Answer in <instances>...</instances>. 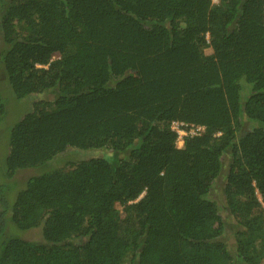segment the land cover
<instances>
[{
    "label": "trees",
    "instance_id": "16d2710c",
    "mask_svg": "<svg viewBox=\"0 0 264 264\" xmlns=\"http://www.w3.org/2000/svg\"><path fill=\"white\" fill-rule=\"evenodd\" d=\"M2 123L0 264H264V0H0ZM67 149L123 155L10 181Z\"/></svg>",
    "mask_w": 264,
    "mask_h": 264
},
{
    "label": "rangeland",
    "instance_id": "374dc122",
    "mask_svg": "<svg viewBox=\"0 0 264 264\" xmlns=\"http://www.w3.org/2000/svg\"><path fill=\"white\" fill-rule=\"evenodd\" d=\"M212 2L215 4L218 2V0H212ZM206 53H210L211 50L207 48L205 50ZM8 87L4 88L3 97L6 105V124H12L15 122L19 117L24 114L26 111L30 110L32 108V100H35L37 96L32 95V97L24 98L22 100L15 99L10 92L7 90ZM38 98V97H37ZM41 98H44L45 100H48L50 96H44L42 95ZM0 165L3 163V159L5 157V141L6 137L8 136V130L9 127H6L4 123L0 124ZM105 157L107 159L113 160L123 154L121 153H114L110 149H104L99 151H77L76 149H67L65 152L55 156L51 161L46 163V165L37 167V168H26L17 171L10 181H12L13 184L16 185L17 188H21L26 181V179L32 175L38 174L41 171L44 170L50 171L52 169H59L61 171H67L71 168L70 165L76 163L77 161L83 160V159H89L92 156ZM227 172V166L226 163H223L222 171L220 173V176L218 177L217 181L214 185V190L212 191V196L217 200L219 210L221 213V216L225 222L226 231L223 235H221L219 240L224 241L227 246L230 249V252L234 257L235 255V245L233 241V234L238 229L236 225L235 219L223 208V196H222V188L225 183V174ZM1 179V177H0ZM259 197V195L257 194ZM115 213L118 214L121 213L122 208L121 206L116 205L115 206ZM12 231L16 233L20 238L25 240H31V241H42L41 237V228L40 227H34L27 230H16L13 229L11 226H8L7 231ZM264 263V262H263ZM238 264H241L240 262Z\"/></svg>",
    "mask_w": 264,
    "mask_h": 264
},
{
    "label": "built area",
    "instance_id": "2783aa9c",
    "mask_svg": "<svg viewBox=\"0 0 264 264\" xmlns=\"http://www.w3.org/2000/svg\"><path fill=\"white\" fill-rule=\"evenodd\" d=\"M208 38V36H206ZM170 128L176 133V147H182L184 139L189 136H197L205 131L203 125L186 123L182 121H172Z\"/></svg>",
    "mask_w": 264,
    "mask_h": 264
}]
</instances>
